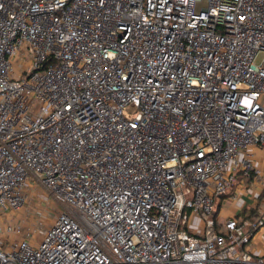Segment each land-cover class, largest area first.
I'll return each instance as SVG.
<instances>
[{
    "label": "built area",
    "instance_id": "obj_1",
    "mask_svg": "<svg viewBox=\"0 0 264 264\" xmlns=\"http://www.w3.org/2000/svg\"><path fill=\"white\" fill-rule=\"evenodd\" d=\"M261 52L264 0H0V264H264L216 215L264 178Z\"/></svg>",
    "mask_w": 264,
    "mask_h": 264
},
{
    "label": "crops",
    "instance_id": "obj_2",
    "mask_svg": "<svg viewBox=\"0 0 264 264\" xmlns=\"http://www.w3.org/2000/svg\"><path fill=\"white\" fill-rule=\"evenodd\" d=\"M253 151L257 165L264 170V145L256 147ZM30 185L33 186L34 184L30 182ZM263 195L264 178L245 176L243 174L238 175L231 189L216 200V207L219 205L217 229L220 225L225 228L224 222L227 218H239L241 213L247 214L246 209L249 207H257L259 213L264 212V206L262 207L264 199L260 202V198ZM224 199L228 200L225 206L222 205ZM250 249L254 255L264 257V226L254 235Z\"/></svg>",
    "mask_w": 264,
    "mask_h": 264
},
{
    "label": "rangeland",
    "instance_id": "obj_3",
    "mask_svg": "<svg viewBox=\"0 0 264 264\" xmlns=\"http://www.w3.org/2000/svg\"><path fill=\"white\" fill-rule=\"evenodd\" d=\"M264 57V53H259L257 56V61L261 62V60ZM18 75V74H16ZM249 182V181H248ZM47 198V192L43 187H38L34 192H32L29 195V198L26 199V204L24 206V208H22V211L19 213H16V216L13 215L14 220L16 221H22L24 223V231H25V235L27 236V234L31 233L34 229V227L37 226L41 228V231H44L46 229L47 226H49V224L52 222V220L54 219L53 215L55 216L58 213V210H51L46 211V201L45 199ZM262 199H264V195L261 196L260 198V202L262 201ZM228 203L227 199H224L222 202V205L225 206V204ZM264 206V204L262 205V207ZM264 208V207H263ZM261 209V208H260ZM43 213V215H42ZM259 213V211L257 212ZM36 217L37 218V222H36ZM244 217V213L240 214V219H242ZM257 216H254L253 218L255 219ZM12 218V219H13ZM252 218V219H253ZM223 222V221H222ZM220 222V223H222ZM218 229L223 230V225H220L218 227ZM36 236L39 237L41 236L40 232H36Z\"/></svg>",
    "mask_w": 264,
    "mask_h": 264
},
{
    "label": "trees",
    "instance_id": "obj_4",
    "mask_svg": "<svg viewBox=\"0 0 264 264\" xmlns=\"http://www.w3.org/2000/svg\"><path fill=\"white\" fill-rule=\"evenodd\" d=\"M218 208H219V205H217V207H216V215L218 213ZM258 211L259 210L257 207H249L248 209H246L247 214H245L244 217L242 218V222L252 221V220H254V218H253L254 216H257V217L260 216L262 213H257Z\"/></svg>",
    "mask_w": 264,
    "mask_h": 264
}]
</instances>
